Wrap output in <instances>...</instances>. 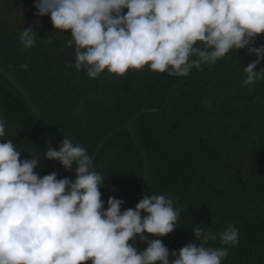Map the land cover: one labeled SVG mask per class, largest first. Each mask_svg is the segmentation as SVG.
I'll list each match as a JSON object with an SVG mask.
<instances>
[{
  "label": "trees",
  "instance_id": "1",
  "mask_svg": "<svg viewBox=\"0 0 264 264\" xmlns=\"http://www.w3.org/2000/svg\"><path fill=\"white\" fill-rule=\"evenodd\" d=\"M35 2L0 0V66L37 104L55 150L67 136L92 156L111 131L139 110L164 107L144 112L132 124L149 162L146 193L175 194L181 203L178 225L162 242L178 252L187 243H199L195 225L220 232L233 224L240 242L229 247L223 264H264V82L251 90L242 84L243 67L257 57L241 49L212 67L192 69L187 77L145 68L91 79L85 71L65 67L75 63L74 46H66L70 31L55 30L50 16H37ZM29 27L38 34L37 44L24 49L19 31ZM262 44L264 35L255 46ZM25 63L26 70L21 68ZM261 68L264 61L257 71ZM0 115L6 118L4 139L24 151L21 159L51 148L26 98L1 72ZM93 164L105 177L100 188L105 208L112 196L125 201L122 210L134 209L143 198L145 161L132 133L123 128L113 134ZM57 165L58 179H74V172ZM35 171L53 173L54 161L41 159ZM135 244L140 250L147 247L139 236Z\"/></svg>",
  "mask_w": 264,
  "mask_h": 264
},
{
  "label": "clouds",
  "instance_id": "2",
  "mask_svg": "<svg viewBox=\"0 0 264 264\" xmlns=\"http://www.w3.org/2000/svg\"><path fill=\"white\" fill-rule=\"evenodd\" d=\"M34 7L37 16H50L55 30L70 31L66 46H74L75 63L65 67L91 79L145 68L187 77L246 49L257 59L243 67V86L264 82V68L257 71L264 44L255 46L264 35V0H36ZM37 39L32 27L19 31L24 49ZM46 39L53 43L51 35ZM5 135L0 115V264H223L229 247L239 245L233 224L220 232L195 225L199 243L170 252L145 233L163 237L177 227L180 210L171 195L152 193L126 210L123 199L110 196L105 208V177L84 146L64 136L59 150L21 159L24 151ZM41 159L59 161L74 179L39 175ZM137 236L145 249L137 248Z\"/></svg>",
  "mask_w": 264,
  "mask_h": 264
},
{
  "label": "water",
  "instance_id": "3",
  "mask_svg": "<svg viewBox=\"0 0 264 264\" xmlns=\"http://www.w3.org/2000/svg\"><path fill=\"white\" fill-rule=\"evenodd\" d=\"M0 72L6 76L13 84L14 86L22 93V95L26 98L27 102L29 103V105L31 106L32 110L34 111L36 117L38 118L39 120V123L43 129V132L45 134V136L47 137L48 139V142L50 143V146L52 149H55V146H54V143H53V140H52V137H51V134H50V131L41 115V113L39 112L38 110V107H37V104L35 102H33V100L27 95V93L25 92V90L23 89V87L19 84V82L11 75L9 74L5 69H3L1 66H0ZM164 107H160V108H145V109H141L139 110L137 113H135L124 125L118 127L117 129L111 131L104 139L103 141L100 143V145L98 146V148L96 149V151H94L92 157H93V161H94V158L97 154V151L100 149V147L113 135L115 134L117 131L123 129V128H126L128 129L132 135H133V139L134 141L136 142L137 146L140 148V150L142 151L143 153V157H144V160H145V174H144V179H143V184H142V195L143 197L145 196H149L147 193H146V190H145V186H146V182H147V177H148V173H149V162H148V158H147V155L144 153L143 149L141 148L140 144L138 143L137 139H136V136L134 134V129H133V121L139 117L141 114H143L144 112H147V111H161L163 110ZM54 161V171L56 174H57V178H58V165H57V161L56 160H53ZM91 170V169H90ZM172 196V198L176 201V204H177V207L179 208L180 212H181V203H180V200L179 198L175 195V194H169ZM159 239H163V237H158Z\"/></svg>",
  "mask_w": 264,
  "mask_h": 264
},
{
  "label": "rangeland",
  "instance_id": "4",
  "mask_svg": "<svg viewBox=\"0 0 264 264\" xmlns=\"http://www.w3.org/2000/svg\"><path fill=\"white\" fill-rule=\"evenodd\" d=\"M145 161V160H144Z\"/></svg>",
  "mask_w": 264,
  "mask_h": 264
}]
</instances>
